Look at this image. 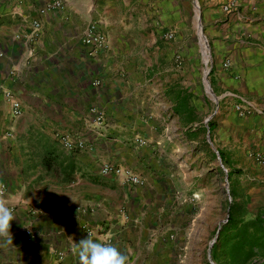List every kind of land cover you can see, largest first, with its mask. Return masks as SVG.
Wrapping results in <instances>:
<instances>
[{
    "label": "crops",
    "instance_id": "1",
    "mask_svg": "<svg viewBox=\"0 0 264 264\" xmlns=\"http://www.w3.org/2000/svg\"><path fill=\"white\" fill-rule=\"evenodd\" d=\"M45 1L0 0V183L16 216L12 241L0 237V264H79L72 249L86 236L83 224L130 264H213L212 211L223 195L227 210V177L235 203L241 192L249 197L243 218L264 208V159L256 157H264V113L233 108L241 98L264 101V0H247L259 6L247 23L237 8L221 18L212 5L222 0H200L204 22L225 21L209 25L208 40L191 0L204 58L210 51L222 68L204 62L199 80L195 67L184 77L163 68L161 46L190 40L188 0H63L62 10L40 15ZM33 19L38 35L28 39ZM93 21L106 45L90 53L80 38ZM133 36L142 38L135 46ZM7 91L19 102L16 116ZM61 136L83 146L68 150ZM104 163L140 183L101 174Z\"/></svg>",
    "mask_w": 264,
    "mask_h": 264
},
{
    "label": "rangeland",
    "instance_id": "2",
    "mask_svg": "<svg viewBox=\"0 0 264 264\" xmlns=\"http://www.w3.org/2000/svg\"><path fill=\"white\" fill-rule=\"evenodd\" d=\"M198 1H199V19H200L201 31L208 40L207 31L210 28L209 25L214 27L216 24L224 23L225 21L223 20L219 21L218 17L217 18L213 17L211 20H206L204 22L203 13H204V8L206 5L204 4V2L200 0ZM240 2L241 3H239V0H222L221 2L218 1L216 4L212 5V7L222 12L221 18L225 16L226 14H228V12H236V10L234 9L237 8V12L239 13L240 16H242L241 18L242 21H245L244 23H247L248 21H251V20L254 22V19L252 18H253V14H257V12H259L258 4H256L255 6L248 5L247 0H240ZM262 8L264 9V6H262ZM196 11L197 9H195L194 2H192L191 0H188L187 7H186V21L184 22L185 23L184 27L187 28V32L188 34H190V40L188 42H185L188 38L186 36L183 38L175 37V39L170 41L169 44H163V46H161V48L164 49L163 56L165 59L163 61L166 62V65L163 68L168 75L172 73H176L178 72L176 70H179L180 76L184 77L185 74H187L188 70L189 69L191 70V67H195L197 68L198 80H199L201 79L203 72L204 74L206 73L205 64H204V62L206 61H207L206 63L207 66L211 64L212 66L211 71L214 70L215 73H218L219 70H222V68L219 66V60H216L215 62L214 57L212 56V53L210 51H209V57L211 61L209 60V58H207L206 60L204 58V54L201 51L202 49L199 45V41L197 37V28H196L197 21H195L194 19V15ZM136 38H138L139 41L140 39H142L140 37L133 36L131 38V41H133L132 45L134 46H135ZM143 43H144V38H143L142 43L139 44L140 46V49L138 51L139 54L143 52V47H142ZM215 65L217 66L216 69H215ZM203 82H204L205 91L210 95L211 98H213V96L210 93V90H209V87L207 85V81L205 80V78L203 79ZM200 84L201 82L199 83L198 89H201ZM207 93H204V96L205 98L209 100L210 98ZM214 162L216 163V165H218L219 161L216 159L214 160ZM224 167L227 169V171H229L227 166L224 165ZM227 181H228L227 189H228V195L230 199L227 198L226 196V203L229 204V202L233 200V198L231 199L233 195H231V193L229 192L233 190L232 188L235 185H234L232 177L231 178L227 177ZM212 182L214 184L215 180H213ZM223 197L225 201V196L223 195ZM237 197H238L237 204L234 205L233 212L235 211V213L240 215L241 210H242L243 211L242 214H244L245 213L244 206L245 204L249 202V197L244 192L239 193ZM224 201H222V207L219 210L216 209L212 211V238H213L216 228L220 224H222V221L225 219V216L227 214L226 206L223 204Z\"/></svg>",
    "mask_w": 264,
    "mask_h": 264
},
{
    "label": "built area",
    "instance_id": "3",
    "mask_svg": "<svg viewBox=\"0 0 264 264\" xmlns=\"http://www.w3.org/2000/svg\"><path fill=\"white\" fill-rule=\"evenodd\" d=\"M63 8H64L63 0H47L44 2V4L41 7H39L38 14L44 15L47 13H52L54 11L62 10ZM38 29H39V21L36 19H33L31 21V31L28 35V39H33L34 37H36L38 35ZM163 37L164 39L169 40L171 39L172 34L171 32L167 31L164 33ZM80 41L83 44L92 48L90 50V53L97 49L103 48L106 45L105 38L103 34L101 33V31L98 29L97 23L94 21L87 23V25L83 28ZM223 65H226V63L224 62ZM223 95L233 96V94L229 92H226ZM5 96H6V99L10 103L12 115L14 116L18 115L20 113L19 102L8 91L5 92ZM233 108L236 111V113L240 116L247 115L250 113L251 114L252 113L253 114L254 113L263 114L264 113V101H259L257 103H254V102H250V101H247L241 98V101L239 103H235L233 105ZM96 120L101 121L102 116L98 114L96 117ZM60 141L62 145L68 150H74L76 148H81L83 146L80 141H77V142L73 141L67 138L66 136H61ZM138 143H143V141L138 140ZM256 157L258 160L264 159V157L260 155H257ZM221 168L224 170V172L226 171L225 168H223V166H221ZM100 173L101 174H113V175L119 176L123 182L128 183V184H139L140 183L139 177L136 174H134L130 169L123 168V167H120L114 164H110V163L102 164L100 167ZM57 209L58 208H55V210ZM74 209L76 208H71L67 210H64V209H58V210L61 211V213H63L64 215H72L75 211ZM224 221L225 220H223V222ZM81 228L83 229L86 235L87 233L92 232V229L84 224L81 226ZM23 232L25 234L26 240H33L36 235L35 230H33L32 228H26L23 230ZM104 237H105L104 239H107L111 243V240L109 237L107 236H104Z\"/></svg>",
    "mask_w": 264,
    "mask_h": 264
},
{
    "label": "trees",
    "instance_id": "4",
    "mask_svg": "<svg viewBox=\"0 0 264 264\" xmlns=\"http://www.w3.org/2000/svg\"><path fill=\"white\" fill-rule=\"evenodd\" d=\"M235 204L231 200L227 205L226 221L219 225L210 246V259L213 264H264V208L253 217L243 218L233 212Z\"/></svg>",
    "mask_w": 264,
    "mask_h": 264
},
{
    "label": "clouds",
    "instance_id": "5",
    "mask_svg": "<svg viewBox=\"0 0 264 264\" xmlns=\"http://www.w3.org/2000/svg\"><path fill=\"white\" fill-rule=\"evenodd\" d=\"M6 186L0 183V237L12 241L11 222L16 218L13 207L6 199ZM79 264H130L127 254L121 252L107 239L97 240L92 232L81 238L72 249Z\"/></svg>",
    "mask_w": 264,
    "mask_h": 264
},
{
    "label": "water",
    "instance_id": "6",
    "mask_svg": "<svg viewBox=\"0 0 264 264\" xmlns=\"http://www.w3.org/2000/svg\"><path fill=\"white\" fill-rule=\"evenodd\" d=\"M217 229H218V228H217ZM217 229H216V231H215V233H214V236H213V238H212V241H211V243L213 242L214 238L216 237V234H217Z\"/></svg>",
    "mask_w": 264,
    "mask_h": 264
}]
</instances>
